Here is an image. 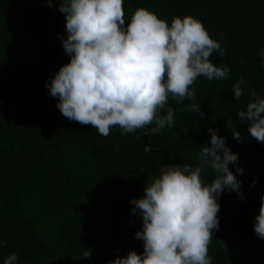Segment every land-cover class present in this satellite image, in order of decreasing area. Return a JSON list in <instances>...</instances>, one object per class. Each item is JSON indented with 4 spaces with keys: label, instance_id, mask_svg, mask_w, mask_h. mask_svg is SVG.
<instances>
[{
    "label": "trees",
    "instance_id": "1",
    "mask_svg": "<svg viewBox=\"0 0 264 264\" xmlns=\"http://www.w3.org/2000/svg\"><path fill=\"white\" fill-rule=\"evenodd\" d=\"M137 8L168 23L197 18L225 50L210 60L224 62L229 75L211 81L199 76L192 101L169 97L158 114L171 107L172 128L145 136L154 122L132 133L113 127L105 137L64 117L45 87L69 60L60 39L67 36L63 14L47 0H0V241L6 242L0 264L12 253L17 264H108L130 250L141 253L143 242L134 234L142 220L131 213L130 199L144 195L150 173L162 165L196 167L200 146L210 141L208 128L238 154L244 197L222 192L208 255L212 264H264V239L253 231L264 194V144L248 135L247 122L236 115L251 89L264 97L257 55L264 48V0H124L125 25ZM240 77L243 95L235 100L231 88ZM196 102L203 117L189 110ZM229 119L239 142L225 127ZM229 169L235 172L232 164ZM214 175L209 168L201 179L210 183ZM85 249L90 257L83 256Z\"/></svg>",
    "mask_w": 264,
    "mask_h": 264
},
{
    "label": "clouds",
    "instance_id": "2",
    "mask_svg": "<svg viewBox=\"0 0 264 264\" xmlns=\"http://www.w3.org/2000/svg\"><path fill=\"white\" fill-rule=\"evenodd\" d=\"M124 0H60L66 38L61 45L69 60L45 83L49 95L57 98L56 108L71 121L92 125L99 135L108 136L119 127L123 133L155 127L145 136L162 132L174 125L175 113L164 109L169 97L177 103L195 99L191 88L199 76L209 81L228 77L229 68L210 60L212 54L223 57L225 50L210 38L201 21L191 15L173 17L168 23L145 8H137L125 25ZM223 38V35L221 36ZM264 67V48L257 53ZM243 63V59H241ZM240 77L232 86L235 100L243 95ZM251 99L244 110L236 112L240 122H247V132L264 144V97L250 90ZM190 112L201 117L199 102ZM225 127L237 142L239 130L229 119ZM210 141L200 146L198 164L190 167L162 165L146 181L141 198H131V213L142 220L135 238L143 242V251L130 250L108 264H212L208 247L218 230V203L222 192L231 191L243 199L238 175V154L230 151L224 137L208 128ZM153 146H143L149 153ZM119 149H117L118 151ZM235 167V172L229 169ZM213 171L214 179L205 183L202 172ZM253 231L264 239V194L254 217ZM6 242L0 241V246ZM89 250L83 256L90 257ZM12 253L3 264H17Z\"/></svg>",
    "mask_w": 264,
    "mask_h": 264
}]
</instances>
